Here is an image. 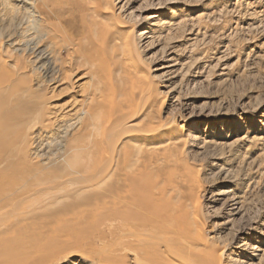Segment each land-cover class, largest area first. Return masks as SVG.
I'll return each mask as SVG.
<instances>
[{
	"label": "bare ground",
	"instance_id": "6f19581e",
	"mask_svg": "<svg viewBox=\"0 0 264 264\" xmlns=\"http://www.w3.org/2000/svg\"><path fill=\"white\" fill-rule=\"evenodd\" d=\"M18 1L9 54L0 51V264H55L68 254L79 264H253L249 251L248 260L225 263L223 250L204 236L198 208L188 202L199 195L198 180L179 165L181 154L168 155L172 145L185 146V126L156 116L172 95L162 90L172 65L142 81L130 36L113 76L103 69L81 87L80 116L57 127L60 147L45 162L34 160L32 134L53 124L49 85L60 77L70 82L82 66L93 80L101 67L112 34L98 25L103 7L96 4L110 1L90 0L79 17L74 12L84 5L76 0ZM60 4L70 16L57 14ZM75 125L81 135L68 136ZM219 170L234 190L245 183Z\"/></svg>",
	"mask_w": 264,
	"mask_h": 264
},
{
	"label": "rangeland",
	"instance_id": "374dc122",
	"mask_svg": "<svg viewBox=\"0 0 264 264\" xmlns=\"http://www.w3.org/2000/svg\"><path fill=\"white\" fill-rule=\"evenodd\" d=\"M76 1L84 5L74 12L79 17L91 2ZM109 1L110 6L103 1L95 3L103 7L97 8V12L101 10L98 25L112 34L101 48L103 68L97 67L93 80L85 74L88 68L82 66L73 70L70 82L60 77L49 85L46 106L53 112V124L47 131L37 129L32 134V157L45 162L44 156L60 147L57 133L63 129L57 127L64 121L74 123L80 116L84 101L81 87L96 80L103 69L113 76L125 36H130L142 81L161 76L172 65L173 74L162 86L172 95L156 116L174 127L185 126V146L172 145L168 155L181 154L179 165L189 167L198 180L199 195H187L188 202L198 208L204 236L223 250L225 263L248 260L245 255L249 251L255 255L253 264H264V0ZM18 2L0 0V51L4 58L10 51L7 40L13 37H9L10 12ZM67 9L60 4L57 14L68 17ZM130 31L133 34H127ZM134 34L142 37L134 41ZM81 130L75 125L68 136L81 135ZM221 167L228 169L232 178H245V183L234 190L229 182L218 179ZM227 190L230 192L217 194ZM235 191L240 198L234 200ZM250 244L260 245L261 250H249ZM78 260L73 257L70 264ZM82 264L99 263L88 260Z\"/></svg>",
	"mask_w": 264,
	"mask_h": 264
}]
</instances>
